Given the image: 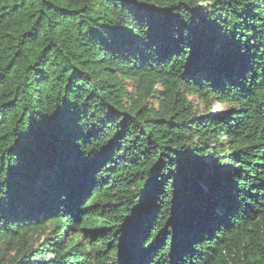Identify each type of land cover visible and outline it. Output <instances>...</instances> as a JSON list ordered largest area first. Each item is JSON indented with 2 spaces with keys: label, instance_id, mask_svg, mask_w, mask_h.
I'll list each match as a JSON object with an SVG mask.
<instances>
[{
  "label": "trees",
  "instance_id": "1",
  "mask_svg": "<svg viewBox=\"0 0 264 264\" xmlns=\"http://www.w3.org/2000/svg\"><path fill=\"white\" fill-rule=\"evenodd\" d=\"M0 264H264V0H0Z\"/></svg>",
  "mask_w": 264,
  "mask_h": 264
},
{
  "label": "rangeland",
  "instance_id": "2",
  "mask_svg": "<svg viewBox=\"0 0 264 264\" xmlns=\"http://www.w3.org/2000/svg\"><path fill=\"white\" fill-rule=\"evenodd\" d=\"M196 99V98H194ZM226 107V105L224 104H218V103H213V110L214 111H220V110H224V108Z\"/></svg>",
  "mask_w": 264,
  "mask_h": 264
}]
</instances>
